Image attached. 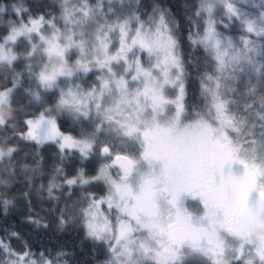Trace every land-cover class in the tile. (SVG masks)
Masks as SVG:
<instances>
[{
    "label": "rangeland",
    "instance_id": "rangeland-1",
    "mask_svg": "<svg viewBox=\"0 0 264 264\" xmlns=\"http://www.w3.org/2000/svg\"><path fill=\"white\" fill-rule=\"evenodd\" d=\"M137 1L65 0L59 20L21 19L13 26L0 43V60L22 58L32 63L34 90L57 93L50 115L69 111L95 120L91 135L79 140L66 138L65 143L91 152L99 162L98 173L94 178L81 175L65 182L70 188H80L82 196L75 205L83 215L86 235L109 245L110 256L101 264H264V160L259 157L260 150L256 145L235 146L223 119V103L214 92L210 101L217 124L203 116L184 117V75L173 25L162 13L148 22L140 20L135 12ZM223 2L204 0L202 23L194 41L208 50L221 68L246 66L247 55L214 28L212 11ZM1 12L0 8V20ZM256 30L263 31L264 25ZM250 50L254 56L261 54L254 45ZM72 51L76 58L70 62ZM7 97L8 93H1L0 102ZM53 123L51 116L42 115L30 127L33 135L43 136ZM188 139L199 141L213 162L228 165L243 204L238 223L229 227L220 219L228 211L215 216V212H205L200 200L188 202L190 211L195 212L187 221L204 229L209 237L198 236L207 243L192 245L177 255L169 253L171 240L166 231L171 218L166 223L161 212L153 221L143 220L140 215L135 217L133 205L140 179L155 182L152 174H143L150 172L148 165L157 147L173 149ZM2 155L5 152L0 150ZM120 155L132 160V171L114 166L113 158ZM198 170L202 189L220 204L216 180L205 168ZM195 175L192 171L188 174ZM93 183L105 187L104 197L85 193ZM16 242L17 247L0 250V264H49L30 260L23 242ZM57 261L51 264H70L66 257Z\"/></svg>",
    "mask_w": 264,
    "mask_h": 264
},
{
    "label": "trees",
    "instance_id": "trees-1",
    "mask_svg": "<svg viewBox=\"0 0 264 264\" xmlns=\"http://www.w3.org/2000/svg\"><path fill=\"white\" fill-rule=\"evenodd\" d=\"M203 2L138 0L135 12L146 22L165 14L173 25L184 75V117L203 116L217 124L210 101L214 92L223 103V119L235 146L256 145L264 160V30H256L264 25V0H224L213 9L216 32L248 57L246 66L225 68L194 41ZM0 8L1 43L21 19L59 20L65 0H0ZM252 45L260 48L259 56L251 53ZM71 53L70 62L76 58ZM33 72L32 63L22 58L0 60V94L8 93L0 102V150L5 152L0 157V250L17 247L19 240L30 260L51 264L66 257L70 264H101L110 256L109 245L86 235L83 215L75 205L82 196L80 188L65 182L98 173L99 162L91 152L65 143L66 138L91 135L95 120L69 111L50 115L57 93L34 90ZM42 115L54 119L53 127L48 134L33 135L31 122ZM86 191L96 197L106 195L99 183Z\"/></svg>",
    "mask_w": 264,
    "mask_h": 264
},
{
    "label": "flooded vegetation",
    "instance_id": "flooded-vegetation-1",
    "mask_svg": "<svg viewBox=\"0 0 264 264\" xmlns=\"http://www.w3.org/2000/svg\"><path fill=\"white\" fill-rule=\"evenodd\" d=\"M203 151L200 142H195L193 139H188L180 147L173 149L164 145L158 146L155 153L157 156L154 155L148 165L149 174L146 171L143 174V176L152 174L155 182L152 180L145 182L141 179L139 181L138 199L133 205L134 215L135 217L140 215L143 220L153 221L158 218V213L163 212L164 216H162L166 217V223L171 218L166 231L171 240L169 253L182 255L185 248L207 243L205 239L198 237L200 235L209 237L208 234L204 235V229L195 228L187 221L190 213L195 212L190 211L188 202L200 200L201 202L198 203L205 212H215V216H220L221 212L226 210L228 214L220 216L221 222L229 227L238 223L239 211L243 203L238 189L231 182L228 165L213 162ZM129 160L128 171H132L133 162ZM201 167L216 180L221 198L220 204L214 201L215 197L212 194L208 195L205 188L206 192L202 189L198 170ZM190 171L195 172L196 175L189 177ZM131 191L134 190L131 188Z\"/></svg>",
    "mask_w": 264,
    "mask_h": 264
},
{
    "label": "water",
    "instance_id": "water-1",
    "mask_svg": "<svg viewBox=\"0 0 264 264\" xmlns=\"http://www.w3.org/2000/svg\"><path fill=\"white\" fill-rule=\"evenodd\" d=\"M114 166L121 171H128L130 169V160L125 156H116L113 158Z\"/></svg>",
    "mask_w": 264,
    "mask_h": 264
}]
</instances>
